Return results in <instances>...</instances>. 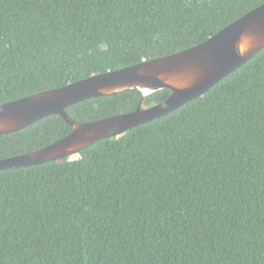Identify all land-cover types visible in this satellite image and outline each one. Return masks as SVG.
Segmentation results:
<instances>
[{
  "label": "trees",
  "instance_id": "obj_1",
  "mask_svg": "<svg viewBox=\"0 0 264 264\" xmlns=\"http://www.w3.org/2000/svg\"><path fill=\"white\" fill-rule=\"evenodd\" d=\"M263 2L0 0V104L189 48ZM142 97L67 112L98 120ZM72 130L49 115L0 135V159ZM0 264H264V48L204 95L74 158L0 170Z\"/></svg>",
  "mask_w": 264,
  "mask_h": 264
},
{
  "label": "water",
  "instance_id": "obj_2",
  "mask_svg": "<svg viewBox=\"0 0 264 264\" xmlns=\"http://www.w3.org/2000/svg\"><path fill=\"white\" fill-rule=\"evenodd\" d=\"M264 48V2L205 41L181 51L0 104V135L21 130L52 114L62 115L73 130L40 149L0 159V170L71 158L108 137L162 117L204 95ZM167 88L169 97L145 107L151 92ZM140 89L143 97L130 112L92 121L71 118L67 108L83 100Z\"/></svg>",
  "mask_w": 264,
  "mask_h": 264
},
{
  "label": "rangeland",
  "instance_id": "obj_3",
  "mask_svg": "<svg viewBox=\"0 0 264 264\" xmlns=\"http://www.w3.org/2000/svg\"><path fill=\"white\" fill-rule=\"evenodd\" d=\"M76 156H77V155H76ZM76 156H73V158L76 157Z\"/></svg>",
  "mask_w": 264,
  "mask_h": 264
}]
</instances>
